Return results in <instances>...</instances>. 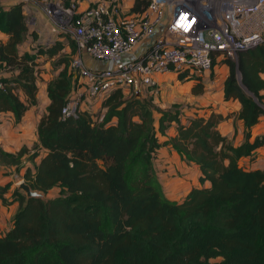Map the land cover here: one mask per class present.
Segmentation results:
<instances>
[{
	"label": "trees",
	"instance_id": "16d2710c",
	"mask_svg": "<svg viewBox=\"0 0 264 264\" xmlns=\"http://www.w3.org/2000/svg\"><path fill=\"white\" fill-rule=\"evenodd\" d=\"M148 1L133 0L129 12L142 11ZM0 32V66L16 69L0 76V113L9 112L14 123L36 104L34 58L68 48L45 82L36 141L16 151L0 147V164L24 168L23 182L39 193L27 196L11 180L0 184L2 204L16 203L0 234V264H264V163H238L264 144V135L250 133L264 115L263 42L238 51L235 61L219 60L226 66L223 99L239 102L236 116L243 125V139L233 145L216 127L220 113L181 122L175 106L158 107L152 95L133 91L125 96L119 87L101 98L98 120L80 108L62 117L76 81L69 67L74 41L35 42L19 2L0 6ZM27 34L35 44L18 53ZM175 75L182 79L184 73ZM195 79L194 93L202 90ZM172 122L175 134L167 136ZM161 145L200 170V186L180 200L168 198L157 177L153 158ZM54 187L57 195H41Z\"/></svg>",
	"mask_w": 264,
	"mask_h": 264
},
{
	"label": "built area",
	"instance_id": "2783aa9c",
	"mask_svg": "<svg viewBox=\"0 0 264 264\" xmlns=\"http://www.w3.org/2000/svg\"><path fill=\"white\" fill-rule=\"evenodd\" d=\"M15 2L23 10L29 1L0 0V6ZM39 2L53 23L64 15L62 25L76 46L69 64L76 81L62 117L74 116L88 96L116 87L153 93L155 73L206 74L218 55L235 59L238 51L264 43V0H149L142 11L121 16L109 0L58 15L53 3ZM166 10L169 36L157 37ZM82 54L98 66L87 65Z\"/></svg>",
	"mask_w": 264,
	"mask_h": 264
},
{
	"label": "crops",
	"instance_id": "0c3cea01",
	"mask_svg": "<svg viewBox=\"0 0 264 264\" xmlns=\"http://www.w3.org/2000/svg\"><path fill=\"white\" fill-rule=\"evenodd\" d=\"M45 14L41 11H38L33 6V15L31 17V28L34 29L37 33L36 42L40 44H49L50 42L54 41V39H58L59 37L53 33V29L48 23L47 18L45 20ZM0 36H3L5 39V35L0 32ZM140 45H137L135 51L140 49ZM83 56V54H82ZM83 59L87 65L90 67L98 66L97 62L93 61L87 56H83ZM215 68V67H214ZM216 75L210 81H204L202 83V90L199 92H192L191 86L193 84L192 80L189 79L187 85L188 92L185 94L179 93L177 86L171 82L169 78H172L171 72L167 73H155L154 78L156 80V95L164 93V97L161 99V104L164 107L161 108H168V105L171 102H177L178 104V111H179V119L181 122H186V120L197 114L207 116L211 111L220 113L223 115V118L217 123L216 127L218 131L224 135L233 145L240 143L243 139V125L242 121L237 118L236 113L239 109V102L236 99H223L222 96V81L226 75V66L225 64L221 63L219 67L216 68ZM220 71L222 73H220ZM166 74V77L170 82L166 79L165 83H162L161 75ZM175 75V74H174ZM261 77L264 78V70L260 73ZM164 77V76H163ZM45 86V83H44ZM125 95V89H122ZM139 90H134L135 95H139ZM43 97L42 101L45 106L47 103V99L45 93L42 92ZM129 95V94H128ZM127 95V96H128ZM151 95V94H149ZM170 96L174 99H170ZM183 95L182 97H179ZM157 100L156 96L153 97ZM36 99L38 102L39 99L36 95ZM100 102V101H99ZM98 102V103H99ZM4 116V117H3ZM156 117V116H155ZM5 119V120H4ZM0 147L7 151H16L21 145H25L30 147V144H33L36 141V136L34 137V105L28 106L20 120L16 123L13 122L12 115L9 112H1L0 113ZM38 120V119H37ZM14 123V124H13ZM27 124L28 127H25ZM166 135L172 136L175 134V126L172 122L166 128ZM251 136L254 135H264V115H260L258 121L251 126L250 128ZM36 134V133H35ZM163 136L158 135V138L161 139ZM253 155H255V163H264V144L258 146L254 149ZM247 157V156H242ZM240 157L238 159V163L242 165V161ZM248 161V159H246ZM153 165L157 172V177L161 183L162 189L164 194L171 199L180 200L186 192L192 186H200L198 182V176L200 174V170L196 164L188 163L185 160L181 159L179 155L173 150L171 147L161 145L155 150V156L153 158ZM13 172V166H5L0 164V184L7 180H11V176H7V172L10 174ZM12 172V173H13ZM19 172V171H18ZM207 182H204V185ZM8 194H6L7 196ZM13 205V211L8 217V223L5 225L4 230L0 229V234L5 231L11 222L12 214L15 211L16 203H10L8 205L2 204L0 199V209L9 208ZM3 224V223H2ZM1 224V228L2 225Z\"/></svg>",
	"mask_w": 264,
	"mask_h": 264
},
{
	"label": "rangeland",
	"instance_id": "374dc122",
	"mask_svg": "<svg viewBox=\"0 0 264 264\" xmlns=\"http://www.w3.org/2000/svg\"><path fill=\"white\" fill-rule=\"evenodd\" d=\"M28 5H26L25 8H23V13L25 15V21H26V25L28 27V29L31 28V17L33 15V6L38 10L41 11V6L42 4H40V0H28ZM51 3H53V7L56 11V14H61L62 13H70L72 10L74 9H80L82 7H84L87 4L96 2V1H101V0H68V6L64 5V0H48ZM111 4H114L116 9H117V14L118 16H121L123 14L129 13V8L133 3V0H109ZM169 12H167V10L164 13L163 19L161 21L160 27H161V32L157 37H161V36H169V32L165 29V24L167 23L169 16H168ZM63 14H62V18L58 21L56 20L55 23H53L49 18H47L45 16V20L47 18L46 21H48V23L50 24V26L53 29V33L56 34V36H58V39H61L62 41H64L65 43L71 39L69 35H71L70 31L64 29L65 25L63 26V22H64V18H63ZM57 24H59L60 26H58ZM1 35V34H0ZM3 39V36H0V40ZM36 42V41H35ZM53 42V41H52ZM50 42V43H52ZM49 43V44H50ZM35 43L31 41L30 39V35H26L25 39L19 43L18 47H17V51L18 53H21L23 51H31V47L34 45ZM68 48L65 46L63 48H61L59 50V52L50 57V58H44L43 56H38L36 58H34V70H35V78H36V82H37V91H36V95L39 99L38 102H36V104L34 105V137L36 136L35 134V126L37 123V119L39 118V116L44 112V104L42 101V97L43 94L42 92H44V83L51 78L52 76L55 75V73L57 72L58 69V64H56L57 60L61 57H65L67 54ZM222 56L218 55L215 58V62L213 65V68H211V70L206 73V74H193L191 76H187V77H183L182 79H177L176 75L171 74L172 78H169L171 80L172 83H174L177 86V89L179 91V93L181 94H186L188 92L187 89V85L188 83H190L191 81L189 80V78L192 80V82L194 83L195 81H197V79H195V77H199L200 82H204V81H210L212 80V78L217 74L216 73V68L220 66L221 62L219 61L220 58ZM232 60H236V58L232 59ZM215 67V68H214ZM16 71L15 68L11 67V66H0V76H5V77H9L11 76L14 72ZM220 73H222L220 71ZM170 74V73H167ZM238 75V74H237ZM162 78H164L162 80V83H165V81L167 80L168 82H170V80H168L166 77V74L161 75ZM164 76V77H163ZM166 79V80H165ZM165 80V81H164ZM190 82H189V81ZM75 85V84H74ZM147 87H142L140 88V91L138 92L139 95L141 97L144 96H148L149 94L156 96L157 100L154 99L153 103L158 106V107H164L161 103V99L162 97H164V93L162 95V93L158 94V96L156 95V91L155 92H149L148 89H146ZM133 89L132 87H126L125 88V96H127L128 94H130V92H132ZM21 94V93H20ZM103 95H105V93H98L96 95L93 96H88L86 98H84L82 100V102L80 103V109H86L89 112H92V118L94 120H98L101 110L99 107V101L101 100V98L103 97ZM22 96V95H21ZM183 95H180L179 97H182ZM170 99H174L173 97L175 96H170ZM153 99V98H152ZM37 101V99H36ZM178 104L177 102H171L168 105V108L170 107H176L178 109ZM154 116H157V113L154 111ZM4 117V116H3ZM5 120V119H4ZM14 124V123H13ZM25 127H28L27 124L25 125ZM229 140V139H228ZM230 141V140H229ZM32 146V144H30ZM255 155L251 156V157H242L241 161H242V166L244 167H255V166H262V163L258 162L255 163ZM248 159V161L246 160ZM27 160V159H25ZM25 164H27L28 166L31 167V162L30 161H24ZM24 168H21L18 171H12L11 169L9 170L11 173L9 174L7 172V176H11L10 179H12V187L13 186H17L19 181H23V179L21 178V173L23 171ZM13 172V173H12ZM22 191V189H20ZM57 188H51L49 189L46 193L41 194L43 197H53L55 195H57ZM13 205H11L9 208H4V209H0V229L4 230L5 225L8 223V217L11 214V212L13 211L14 208H12ZM4 225H3V224ZM1 224L3 225L1 228Z\"/></svg>",
	"mask_w": 264,
	"mask_h": 264
},
{
	"label": "water",
	"instance_id": "95a60500",
	"mask_svg": "<svg viewBox=\"0 0 264 264\" xmlns=\"http://www.w3.org/2000/svg\"><path fill=\"white\" fill-rule=\"evenodd\" d=\"M137 96V95H136ZM17 186L20 188V189H22L24 192H25V194L28 196V195H38L39 193L37 192V191H35V190H31L29 187H28V185L25 183V182H23V181H19L18 182V184H17Z\"/></svg>",
	"mask_w": 264,
	"mask_h": 264
}]
</instances>
